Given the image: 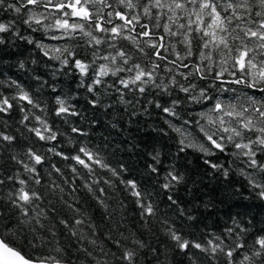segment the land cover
<instances>
[{
  "label": "snow or ice",
  "instance_id": "obj_1",
  "mask_svg": "<svg viewBox=\"0 0 264 264\" xmlns=\"http://www.w3.org/2000/svg\"><path fill=\"white\" fill-rule=\"evenodd\" d=\"M7 10L17 16H26L23 23L32 31L53 33L49 39L75 40L78 43L74 47H80L82 42L90 48L93 59L85 62L77 59L74 48L70 50L67 44L48 49L42 42H35L36 47L50 59L63 57L61 63L68 65L71 58L72 66L82 76H87L91 68L94 75L87 87L90 93L95 91L93 85H102L103 78L111 76L115 77L111 87L121 95L122 89L140 94L157 89L169 96L175 90L183 93L184 101L173 99L167 107L156 103L163 113L176 119L181 118L176 109L182 103L206 105L195 113V120L184 119L179 127L166 121L183 137L179 141L180 151L195 147L210 156L217 151L224 153L230 147L233 156L246 157L247 167L256 175L264 176V98L257 99L255 95L260 93L264 97V0H0V11ZM12 23H0V34L10 32ZM14 35L27 39L29 44L34 43L32 38L22 37L18 32ZM4 43V36H0V44ZM49 52L53 55L49 56ZM97 60L104 63L96 65ZM201 81L205 84H200ZM12 83L15 84L14 81ZM225 93L234 94L229 102L222 99ZM16 99L39 107L22 90L11 98ZM56 103L55 115H78L65 100L57 97ZM90 103L95 106L98 101L92 99ZM13 107L8 97H0V113H6ZM21 111L25 109L21 107ZM28 119L25 115L21 122ZM35 119L40 127H30L28 131L40 141H56L57 131L39 116ZM71 131L86 135L76 127ZM197 137H202V141L197 143ZM15 139L0 131V140L11 144ZM48 151L73 161L71 171L74 174H78L76 166H79L90 176L94 175L97 167L117 175L99 152L87 144L77 146L71 156L56 151L54 147ZM26 156L33 163L17 162L31 174L29 178L9 177L10 180L17 179L19 184L9 197L12 206L19 210V216L15 225L0 224V264H109L108 252L97 245L94 231L97 226L81 213L75 202H69L63 196L60 199L73 215L59 218L54 207L50 212L69 237L76 240L73 247L80 255L72 260L66 258L69 250L51 247L56 232L45 228L44 221L48 219L49 211L37 203L43 201L44 195L28 186L29 180L35 185L42 184L43 178L36 166L44 164V157L31 148ZM205 163L213 169L223 168L210 160H205ZM52 168L57 173L61 172L55 165ZM151 171L157 173L158 169L152 166ZM242 174L256 195L264 200V180L257 181L252 173L243 170ZM224 175H228L226 169ZM168 178L169 182L163 185L165 189L172 181L178 183L182 179L171 171ZM3 183L0 179V184ZM123 183L138 198L142 217L153 215L152 204L143 202L136 182L127 180ZM84 187L89 192H105L104 188L93 189L87 183ZM57 189L61 193L64 191L60 185H49V191L55 193ZM71 191L76 189L73 187ZM97 201L106 208L100 196H97ZM233 225L226 229L228 236L233 238L230 245L220 236L199 242L185 239L172 228L168 229V234L175 247L188 255L193 264L196 260L192 249L203 253L213 264H221L220 257L224 258L223 264H264V230L253 236L249 243V228L235 220ZM136 243L143 247L142 242ZM114 244L122 249L120 261L136 264L135 248L124 247L120 240H115ZM43 249H47V254Z\"/></svg>",
  "mask_w": 264,
  "mask_h": 264
},
{
  "label": "trees",
  "instance_id": "obj_2",
  "mask_svg": "<svg viewBox=\"0 0 264 264\" xmlns=\"http://www.w3.org/2000/svg\"><path fill=\"white\" fill-rule=\"evenodd\" d=\"M24 19L26 16H17L10 10L0 11V23L13 22L10 32L0 34L5 38V43L0 44V97H8L14 104L8 112L0 113V131L16 137L11 144L0 140V179L4 181L0 184V224L15 225L17 222L19 210L12 206L9 197L19 187L17 179H28L31 175L17 162L33 163L26 156L31 148L44 157V164L36 166L43 182L35 185L29 180L28 186L43 193V201L37 203L49 211L48 219L44 221L45 228L56 232L51 247L69 250L66 258L76 260L80 254L73 247L76 240L69 237L50 212L54 207L59 218L73 215L65 207L61 196L75 202L81 213L97 226L94 229L97 245L108 252L109 264H126L119 260L122 249L114 244L115 240H120L124 247L136 249V264H193L188 255L175 247L168 234L169 228L188 240L206 242L213 236H220L229 245L233 238L228 236L226 229L234 227V220L249 228V243L253 236L264 230V200L249 186L242 170L252 173L257 181L264 180V176L256 175L247 167L246 157L233 156L230 147L224 153L217 151L210 156L195 147L180 151L179 141L183 137L166 122L171 121L179 127L184 119L195 120V113L206 105L182 103L176 109L181 118L176 119L163 113L156 103L167 107L173 99L184 101L183 93L175 90L169 96L157 89H150L144 94L122 89L121 95L111 87L115 80L111 76L103 78L102 85H93L95 91L90 93L87 87L94 75L91 68L87 76H82L72 66L71 58L68 65L61 63L63 57L60 60L50 59L41 48L36 47L35 42H42L48 49L67 44L70 50L74 48L76 58L85 62L93 59L92 50L82 42L80 47H74L78 43L75 40L49 39L53 33L43 30L34 32L23 23ZM16 32L22 37L32 38L34 43L29 44L27 39L17 37L14 35ZM51 55L53 53L49 52ZM100 63L104 61H96V65ZM199 83L205 84L203 81ZM21 90L27 92L39 107H32L19 99L11 100ZM233 95L225 93L222 99L229 102ZM255 95L257 99L264 98L260 93ZM57 97L71 105L78 115H55ZM92 99L98 101L95 106L90 103ZM21 107L25 111H21ZM25 115L29 119L22 123ZM36 116L46 120L57 131L56 141H40L28 131L30 127H40ZM72 127L81 129L86 135L73 133ZM201 141L202 137H197V143ZM80 144H87L99 152L117 175L97 167L94 175L90 176L79 166H76L78 174H74L71 171L73 161L48 151L54 147L56 151L71 156ZM205 160L223 168L213 169ZM52 165L61 172H55ZM152 166L158 169L157 173L151 171ZM224 169L228 172L227 176ZM170 171L182 179L178 183L172 181L165 189L163 185L169 182L170 178H166ZM9 177L17 179L10 180ZM127 180L136 182L143 202L152 204L153 215L142 217L138 198L123 183ZM53 183L63 187V193L59 189L55 193L49 191V185ZM86 183L91 184L93 189L104 188V194L89 192L84 187ZM73 187L75 192L71 191ZM97 196L103 199L106 208L98 203ZM137 241L142 242L143 247H139ZM42 251L47 254V249ZM191 251L196 264H213L203 253L195 249ZM223 259L220 257L221 264Z\"/></svg>",
  "mask_w": 264,
  "mask_h": 264
}]
</instances>
